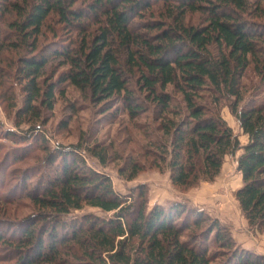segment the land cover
Masks as SVG:
<instances>
[{
  "label": "trees",
  "instance_id": "1",
  "mask_svg": "<svg viewBox=\"0 0 264 264\" xmlns=\"http://www.w3.org/2000/svg\"><path fill=\"white\" fill-rule=\"evenodd\" d=\"M197 12L202 21L188 23ZM3 23L16 38L10 48L26 49L16 68L18 117L33 125L25 138L41 133L35 123L53 110L56 83L96 105L118 100L131 121L152 122L139 126L143 163L120 168L122 177L164 169L187 192L214 182L242 149L235 198L249 227L264 231V0H0ZM57 26L76 38L48 49L41 39ZM56 60L68 69L55 83L46 71ZM225 105L248 136L244 146L221 115ZM106 150L45 146L40 176L32 183L24 174L17 189L33 212L13 229L0 222V264H264L189 202L149 207L145 186L117 193L81 155L104 167ZM85 208L106 215H73Z\"/></svg>",
  "mask_w": 264,
  "mask_h": 264
},
{
  "label": "rangeland",
  "instance_id": "2",
  "mask_svg": "<svg viewBox=\"0 0 264 264\" xmlns=\"http://www.w3.org/2000/svg\"><path fill=\"white\" fill-rule=\"evenodd\" d=\"M203 18L202 13L197 12L190 14L187 21L192 25H198ZM62 27L57 26L56 36L47 33L46 37L41 39V44L48 49L55 48L58 44L69 45L70 39L75 40L76 32ZM8 31L6 23H3L2 27L0 26V42H3L2 45L0 43V73L3 72L0 79V222L5 223L2 226L3 230L20 225L21 219L33 212L29 200L25 198L21 200L20 191L17 189L26 182L23 178L24 174L33 176L27 181L32 183L40 176V167H43L40 164L43 161L41 163L37 159L46 156L45 146L52 150L59 145L72 148L81 146L82 150L99 146L103 149L107 148L106 166H101L98 160L90 157L87 152L81 155L90 167L110 176L117 193L126 196L131 190L145 186L149 207L155 204L189 202L192 206L205 210L212 217H215V214L220 215L222 223L229 226L231 231L235 229L239 234H247L251 241L247 242L248 248L252 249L257 243V250L264 252V231L249 227L235 198V192L242 186V176L237 170V159L242 154V149L234 155L225 157L221 173L214 182H203L187 192H182L172 185L169 172L164 169L146 168L134 180L128 181L119 174L118 170L129 168L132 161L143 163V155L147 151H143L141 147L146 143L143 131L150 123L152 124L151 119L142 118L137 124L136 121L130 120L118 100L108 106L96 105L82 98L68 83H56L58 77L68 69L58 65V60L51 62L46 71L48 76L54 74L53 80L58 85L53 110H43L41 121L35 123L36 127H41V133L39 132L34 140L25 138L24 134L32 131L29 128L33 125L22 118L19 120L18 117L24 96L16 68L20 66L21 56L26 49L10 48L9 40L15 41L16 38L9 36ZM221 115L233 129L240 145H246L248 136L243 134L226 105L223 106ZM18 122H21L19 126ZM139 126L143 131L139 130ZM11 196L16 197L15 200L7 201ZM89 213L97 216L106 215L94 208H85L74 212L73 215L81 216Z\"/></svg>",
  "mask_w": 264,
  "mask_h": 264
},
{
  "label": "crops",
  "instance_id": "3",
  "mask_svg": "<svg viewBox=\"0 0 264 264\" xmlns=\"http://www.w3.org/2000/svg\"><path fill=\"white\" fill-rule=\"evenodd\" d=\"M185 196V195H184ZM186 197H189V195L187 196L186 195ZM178 198V197H177ZM157 203H160L161 204V202H157ZM216 218H218V219H220L221 220V217H220V215H217V214H215L214 215ZM221 222H222V220H221ZM224 223V222H223ZM232 234H233V238L235 239V241L237 242V243H240L243 247H245V248H247V249H250L251 251H257L258 253H261V254H263L264 255V252H261L260 250H257V243L255 244V246L253 245V247H252V249L251 248H248L246 245H247V242H251V241H249V239H248V236H247V234H239V232H237L235 229H232ZM254 244V243H253Z\"/></svg>",
  "mask_w": 264,
  "mask_h": 264
}]
</instances>
